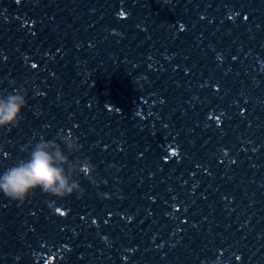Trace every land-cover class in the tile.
I'll return each instance as SVG.
<instances>
[{"label":"water","instance_id":"1","mask_svg":"<svg viewBox=\"0 0 264 264\" xmlns=\"http://www.w3.org/2000/svg\"><path fill=\"white\" fill-rule=\"evenodd\" d=\"M9 2L37 141L96 168L53 264H264V0Z\"/></svg>","mask_w":264,"mask_h":264},{"label":"clouds","instance_id":"2","mask_svg":"<svg viewBox=\"0 0 264 264\" xmlns=\"http://www.w3.org/2000/svg\"><path fill=\"white\" fill-rule=\"evenodd\" d=\"M27 107V96L22 88L0 95V129L17 127ZM60 141L69 151H79L78 143L71 135L62 134ZM21 150L25 153L23 158L0 170V195L17 204H23L37 191L59 200L82 196L84 189L70 177L69 171L79 170L89 177L96 173L91 160L79 169L66 167L70 162L61 144L43 136ZM48 207L54 213L59 212L55 202H50Z\"/></svg>","mask_w":264,"mask_h":264},{"label":"snow or ice","instance_id":"3","mask_svg":"<svg viewBox=\"0 0 264 264\" xmlns=\"http://www.w3.org/2000/svg\"><path fill=\"white\" fill-rule=\"evenodd\" d=\"M15 3L20 4L21 0H15ZM229 19H231V17H229ZM181 30H183V28H181ZM33 67H36V65H33ZM173 155H175V153H173ZM59 215L63 217L66 215V213L63 211H59ZM237 259H240V257L238 256Z\"/></svg>","mask_w":264,"mask_h":264}]
</instances>
